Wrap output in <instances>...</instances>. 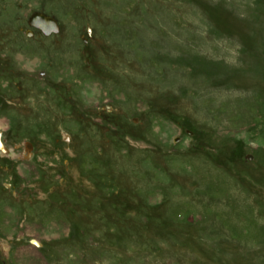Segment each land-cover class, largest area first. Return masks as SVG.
<instances>
[{"label": "rangeland", "instance_id": "rangeland-1", "mask_svg": "<svg viewBox=\"0 0 264 264\" xmlns=\"http://www.w3.org/2000/svg\"><path fill=\"white\" fill-rule=\"evenodd\" d=\"M0 127V264H264V0H0Z\"/></svg>", "mask_w": 264, "mask_h": 264}, {"label": "water", "instance_id": "water-1", "mask_svg": "<svg viewBox=\"0 0 264 264\" xmlns=\"http://www.w3.org/2000/svg\"><path fill=\"white\" fill-rule=\"evenodd\" d=\"M29 22L31 24L39 26L45 33H50V32H59L60 26L58 24V21L55 17L49 16L46 13L42 12H35L32 14V16L29 19ZM32 34V32L28 31V34ZM0 146L4 149L7 150L6 146L4 143L0 140ZM32 144L27 143L26 144V157L29 158L32 154ZM252 155H248V158H252Z\"/></svg>", "mask_w": 264, "mask_h": 264}, {"label": "flooded vegetation", "instance_id": "flooded-vegetation-1", "mask_svg": "<svg viewBox=\"0 0 264 264\" xmlns=\"http://www.w3.org/2000/svg\"><path fill=\"white\" fill-rule=\"evenodd\" d=\"M0 140L4 143V145L7 147L8 146V139H7V135H6V131L4 130V129H2L1 127H0ZM27 142H29V141H27ZM29 143H31L32 144V154H33V149H34V145H35V143L33 142V141H31V142H29ZM27 144V143H26ZM34 144V145H33ZM26 146V145H25ZM9 147V146H8ZM7 147V149L9 150V153L7 154V153H4L2 150H1V147H0V155H9V156H11V150L9 149ZM26 154H27V152H25V156H26ZM31 154V157H33V155ZM31 157H29V158H31ZM7 187H10V185H7Z\"/></svg>", "mask_w": 264, "mask_h": 264}, {"label": "bare ground", "instance_id": "bare-ground-1", "mask_svg": "<svg viewBox=\"0 0 264 264\" xmlns=\"http://www.w3.org/2000/svg\"><path fill=\"white\" fill-rule=\"evenodd\" d=\"M31 24V23H30ZM35 29H37V30H41V31H43L39 26H37V25H34V24H31ZM60 31V30H59ZM43 33H45L44 31H43ZM58 34V32H50V33H45L46 34V36H51L52 34ZM1 147V146H0ZM7 148V147H6ZM1 150L4 152V153H9V150L7 149V150H4L2 147H1Z\"/></svg>", "mask_w": 264, "mask_h": 264}]
</instances>
